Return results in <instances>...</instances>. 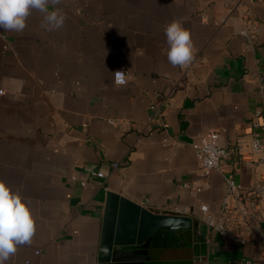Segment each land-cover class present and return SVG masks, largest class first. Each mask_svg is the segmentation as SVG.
<instances>
[{
	"label": "crops",
	"instance_id": "obj_1",
	"mask_svg": "<svg viewBox=\"0 0 264 264\" xmlns=\"http://www.w3.org/2000/svg\"><path fill=\"white\" fill-rule=\"evenodd\" d=\"M49 9L65 15L62 27L46 29L33 9L23 31L0 29V181L35 220L31 243L5 264H103L107 193L192 222L114 246L109 264L264 261V207L244 205L245 244L202 220L203 208L219 215L228 171L242 188L258 187L252 169L233 162L237 138L264 113V0H50ZM247 18L260 26L250 44ZM173 20L191 34L187 66L167 60ZM120 66L123 86L113 81ZM210 131L225 154L203 178L194 147ZM98 171L105 177L91 176Z\"/></svg>",
	"mask_w": 264,
	"mask_h": 264
},
{
	"label": "built area",
	"instance_id": "obj_2",
	"mask_svg": "<svg viewBox=\"0 0 264 264\" xmlns=\"http://www.w3.org/2000/svg\"><path fill=\"white\" fill-rule=\"evenodd\" d=\"M260 29L259 23L253 19H246L245 25L241 31V35L248 44L252 43L253 38L258 34ZM119 72V73H118ZM113 81L117 85H125L127 76L123 66L118 67L113 72ZM260 88H264V79H260ZM152 109H155L152 107ZM199 170L203 178H207L212 170H220V159L225 154V150L220 145V134L217 131H210L194 147ZM235 159L233 167L245 165L252 169L256 175L257 189L242 188L235 180L231 172H227L224 176L226 194L222 202L219 215L214 218L203 208L202 220L204 224L216 231L221 237L238 244H245L248 241L246 236L239 233V227L243 224L244 205L252 202L254 212L257 208L263 209L264 198L261 197L260 190H264V113L262 110L254 112V119L251 123V131L249 134L237 138L234 144ZM112 168H118V164H112ZM92 177L104 178V174L100 171L92 172ZM86 186L85 182L80 183ZM200 187H195L198 192ZM259 190V193L256 191ZM264 210V209H263ZM243 211V212H242ZM264 212V211H263ZM264 217V215H263ZM256 241L264 247V234L261 233ZM195 264H204L195 261ZM244 264H264L263 260L251 261L245 260Z\"/></svg>",
	"mask_w": 264,
	"mask_h": 264
},
{
	"label": "clouds",
	"instance_id": "obj_3",
	"mask_svg": "<svg viewBox=\"0 0 264 264\" xmlns=\"http://www.w3.org/2000/svg\"><path fill=\"white\" fill-rule=\"evenodd\" d=\"M56 3L57 0H51ZM50 0H0V29L21 32L26 18L35 9L44 13L43 26L58 29L64 25L65 15L59 9H49ZM167 60L173 66H187L193 59L190 31L179 20L164 26ZM119 73V72H118ZM35 233V220L31 210L18 192L0 181V264L14 255L19 245L31 243Z\"/></svg>",
	"mask_w": 264,
	"mask_h": 264
},
{
	"label": "water",
	"instance_id": "obj_4",
	"mask_svg": "<svg viewBox=\"0 0 264 264\" xmlns=\"http://www.w3.org/2000/svg\"><path fill=\"white\" fill-rule=\"evenodd\" d=\"M186 217L157 215L113 193H107L100 237L99 262L109 264L114 246L142 244L154 231L189 230Z\"/></svg>",
	"mask_w": 264,
	"mask_h": 264
}]
</instances>
